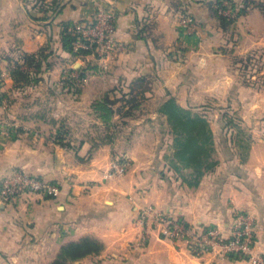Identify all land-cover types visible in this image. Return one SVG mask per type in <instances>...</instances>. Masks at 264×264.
Masks as SVG:
<instances>
[{
    "label": "crops",
    "instance_id": "crops-1",
    "mask_svg": "<svg viewBox=\"0 0 264 264\" xmlns=\"http://www.w3.org/2000/svg\"><path fill=\"white\" fill-rule=\"evenodd\" d=\"M202 1L0 0V70L10 71L20 63L30 75H38L37 81L20 84L10 74L6 77L10 102L0 106V179L17 168L60 185L56 196L23 193L11 204L0 200V259L5 258L0 264H42V259L48 264L62 245L82 237L95 238L102 247L81 256L76 264H249L231 257L215 259L211 254L194 256L183 243L155 235L140 240L141 228L134 219L146 204L200 228L218 226L225 233L233 211L246 210L254 222L256 248L264 255V81L243 89L252 90V114L258 117L248 154L243 160L218 154L216 166L196 186L176 178L165 164L151 162L150 151L134 149L140 139L126 146L109 136H84L74 145L63 131L66 125L56 120L71 110L60 100L71 90L63 85L70 68L85 72L86 83L76 85H80L81 105L103 91L90 87L101 78L112 84L147 76L153 82L148 98L170 94L180 104L182 96L184 100L211 97L226 90L229 76L219 78L214 69L202 68L203 60L217 57L214 46L205 40L207 32L176 22L182 11L204 12L198 5ZM97 4L114 14V38L123 45L105 67L91 55H70L61 42L63 28L71 30L90 20ZM254 10L260 12L263 30H256L250 21ZM241 18L243 36L254 39L240 47L251 50L263 39L264 11L253 7ZM38 51L45 56L37 74L21 56ZM53 97L59 102L56 107L42 104ZM243 102L244 106L250 103ZM119 156L125 171L106 176Z\"/></svg>",
    "mask_w": 264,
    "mask_h": 264
},
{
    "label": "rangeland",
    "instance_id": "rangeland-1",
    "mask_svg": "<svg viewBox=\"0 0 264 264\" xmlns=\"http://www.w3.org/2000/svg\"><path fill=\"white\" fill-rule=\"evenodd\" d=\"M233 1L237 4L234 6L235 8L230 2L222 0L223 6L221 7L225 8V6L228 5L231 13L230 16L235 14L238 7L244 6L245 0ZM254 1H261L264 3V0ZM198 5L203 7L204 12L195 14L191 11L194 15L190 14L188 11L182 12L190 14L193 17L196 25L195 29H201L202 33L206 31L207 33L205 34L208 39L205 40L207 44H212L214 46L213 52L216 53L215 55H217V57H214L211 62H208L209 60L206 59L203 60L204 65L202 68L204 71L208 68L214 69L219 78H221L223 74L229 76L228 86L226 90H222L220 93H217V95H212L211 97L204 95L197 96L196 98L187 96L188 98L184 100L182 96V98L179 99L182 100V105L191 108L193 111L204 114L210 122L214 131L216 156L218 154L223 156H228L230 154L237 155L238 157L239 155L244 156L248 154V151L251 148L250 146L254 134L252 126L254 118L257 120L258 117H254L252 114V90H246L244 92L243 89L247 86H250L251 89L253 83L259 85L264 81V35L261 36L263 39L258 42L255 48L243 51L240 44H245L249 42L250 39H254V37L250 34H248L249 36H243L245 22L242 20L241 16L226 28H222L214 14L213 10L216 6L212 1L204 0L202 3H198ZM221 7L219 6L217 8L219 13H221L219 11V8ZM250 8H253V6L250 5ZM203 13H208L211 17H205ZM251 19L255 24L256 30H261L263 28L261 21L262 18L260 17V12L258 10L253 11V15L250 16V21ZM176 22L180 24L178 17L176 18ZM96 62L97 64H100L97 60ZM2 71L7 73L6 69ZM8 76L9 73L6 77ZM6 77L2 80L3 83L0 84V93L5 99L4 104L0 101L1 107L7 106L10 102V96H6L10 94L8 93L7 88L4 87ZM84 83H86V81ZM63 85L70 89L66 82H63ZM92 85H94V87L90 86L91 88H101L103 91L100 94L95 95L89 104L86 103L87 105L80 104V85L72 86L71 90H69V95H64L63 98L60 99L62 100L61 102L71 110L63 116H59L56 120L67 126L63 127V131H66L69 136L68 138L73 140L74 145H77L75 143L80 141V137L84 136L95 138H108L109 136L115 139H120L123 142L125 141L126 146L127 143L130 144L134 139V142L140 139L138 143L136 142L134 149L141 153L150 151L152 153L151 162L157 161L155 162L157 166H164L166 160L163 157L171 150L169 146L172 143V135L166 128L164 118L160 117L161 115L159 113H156L157 106L163 98L154 99L148 98L147 96L149 94L148 92L152 90V79L143 76L140 81L134 78L131 81H118L110 84L101 78L100 80L94 79V84ZM146 88L148 89L144 91ZM65 90V92H68L67 89ZM143 91L146 96L141 98L139 96ZM175 93L178 94L179 91H176ZM134 94L136 97L134 100H131L132 97H134ZM104 95L109 97L107 106L112 110L111 117L108 121H104L98 115L100 112L95 111L92 108V103L95 100L102 99ZM176 99L178 98L176 97ZM244 100H247V102L250 103L247 105L245 104L244 106ZM25 102L30 103V99L25 100ZM42 104L46 105V107L52 108L56 107L59 102L56 97H53L47 100L43 99ZM61 117H64L65 119L62 120ZM159 155L161 156L159 157ZM14 169L17 168H13L10 173ZM10 173H7L6 175ZM2 178L0 179V187L3 182ZM14 199L3 201V203L11 204L15 202ZM2 259L4 260L5 258ZM55 259L56 258L51 259L48 264ZM45 260H41L42 264L46 263ZM76 260L65 259V264H76V262H74Z\"/></svg>",
    "mask_w": 264,
    "mask_h": 264
},
{
    "label": "built area",
    "instance_id": "built-area-1",
    "mask_svg": "<svg viewBox=\"0 0 264 264\" xmlns=\"http://www.w3.org/2000/svg\"><path fill=\"white\" fill-rule=\"evenodd\" d=\"M224 15L230 16L228 6L219 8ZM180 23L187 29H195L191 15L181 12ZM75 30L80 33L75 43V49H90V53L103 67L114 59L122 50L123 45L114 38V14L97 4L93 17L84 24H77ZM0 71V84L9 73ZM66 77L78 82L85 81L79 71L70 68ZM0 93V101L4 104ZM6 103V101H5ZM126 169L124 162L113 161L106 176L112 173L122 174ZM60 185L38 175L30 174L20 169H14L3 178L0 187V200L9 201L23 193L56 196ZM135 223L141 228L139 239L146 241L151 235L166 239L172 243H183L184 249L194 256L211 254L215 259L231 257L246 260L249 264H264V255L255 246V228L251 215L246 210L235 209L227 233L218 226L200 228L191 224L179 215L171 214L153 204L138 208ZM138 239V240H139Z\"/></svg>",
    "mask_w": 264,
    "mask_h": 264
},
{
    "label": "trees",
    "instance_id": "trees-1",
    "mask_svg": "<svg viewBox=\"0 0 264 264\" xmlns=\"http://www.w3.org/2000/svg\"><path fill=\"white\" fill-rule=\"evenodd\" d=\"M211 1L216 6L213 11L222 28H226L239 16L243 15L248 8H250V5L264 11V3L261 1L245 0L244 6L238 7L234 15L228 16L223 13H219L217 10L219 6H223L222 0ZM227 1L230 2L233 7L237 5L233 0ZM79 35L80 33H78L74 27L71 30L64 27L62 30V46L70 53V55H86L90 53V49H75L74 46ZM44 56L43 52L38 51L36 54L25 53L21 57L24 63L27 66L33 67L35 72L38 74L41 70L40 66ZM76 70L79 71L80 76H85L84 70H81L80 68ZM9 74L18 84L29 81L35 82L38 80V75H30L29 71L22 67L20 63L14 65V67L10 69ZM142 77L143 76H138L136 77V80L140 81L142 80ZM63 82H66L69 87L74 85L76 86L79 83L76 82L74 78L69 77L65 78ZM147 89L148 88L144 91ZM144 91L140 93L139 97H145ZM135 97L136 95L134 94V97H132L131 100H134ZM108 98L109 97L107 95H104L102 99L95 100L92 103V108L95 111L100 112L98 115L104 121H108L112 113L110 107L107 106V103L109 102ZM156 110L164 118L166 128L172 135V143L169 146L171 150L163 157L166 160L165 166L176 174V178L181 179L187 185H198L204 173L212 170L218 163L214 131L210 122L204 114L193 111L191 108L180 104L178 100L170 94L159 102ZM246 155H239V157L243 160ZM114 159L118 162H122V158L120 156ZM101 247L102 244L95 238H78L77 240L69 241L68 243L62 245L55 257L56 259L50 264H65V259L76 260L89 253H97Z\"/></svg>",
    "mask_w": 264,
    "mask_h": 264
}]
</instances>
